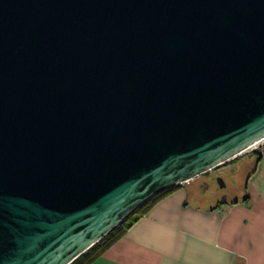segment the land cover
<instances>
[{"label": "water", "instance_id": "1", "mask_svg": "<svg viewBox=\"0 0 264 264\" xmlns=\"http://www.w3.org/2000/svg\"><path fill=\"white\" fill-rule=\"evenodd\" d=\"M262 137L264 0H0V264H70Z\"/></svg>", "mask_w": 264, "mask_h": 264}, {"label": "crops", "instance_id": "2", "mask_svg": "<svg viewBox=\"0 0 264 264\" xmlns=\"http://www.w3.org/2000/svg\"><path fill=\"white\" fill-rule=\"evenodd\" d=\"M247 160L237 198L200 203L196 176L157 200L89 264H264V155Z\"/></svg>", "mask_w": 264, "mask_h": 264}, {"label": "rangeland", "instance_id": "3", "mask_svg": "<svg viewBox=\"0 0 264 264\" xmlns=\"http://www.w3.org/2000/svg\"><path fill=\"white\" fill-rule=\"evenodd\" d=\"M251 156V153L240 155L235 160L211 169L202 175L198 180L201 182L204 197L200 203H215L221 198L230 200L243 194L244 181L250 168L247 159ZM219 179L223 181V186L219 184Z\"/></svg>", "mask_w": 264, "mask_h": 264}, {"label": "trees", "instance_id": "4", "mask_svg": "<svg viewBox=\"0 0 264 264\" xmlns=\"http://www.w3.org/2000/svg\"><path fill=\"white\" fill-rule=\"evenodd\" d=\"M238 157L239 156H237L235 158H238ZM235 158L230 160V161H228V162H231V161L235 160ZM226 163H224V164H226ZM224 164H222V165H224ZM206 173L207 172H205V173H203L201 175H204ZM179 185H181V184H177V185L171 186V187H169V188H167V189L155 194L150 199H148L146 202H144L143 204L138 206L134 211H132L130 214H128L122 222H120L114 228H112L97 243H95L89 249H87L82 254H80L70 264H89L90 262H92L96 257L101 255L107 248H109L113 243H115L119 238H121L122 235L124 234V232L126 231V229L135 220H137L141 215H143L157 200H159L166 193H168L173 188H175V187H177ZM221 202H223V201H221Z\"/></svg>", "mask_w": 264, "mask_h": 264}, {"label": "built area", "instance_id": "5", "mask_svg": "<svg viewBox=\"0 0 264 264\" xmlns=\"http://www.w3.org/2000/svg\"><path fill=\"white\" fill-rule=\"evenodd\" d=\"M251 153L256 155H264V137L254 142L252 145H250L248 148L240 152V155Z\"/></svg>", "mask_w": 264, "mask_h": 264}, {"label": "flooded vegetation", "instance_id": "6", "mask_svg": "<svg viewBox=\"0 0 264 264\" xmlns=\"http://www.w3.org/2000/svg\"><path fill=\"white\" fill-rule=\"evenodd\" d=\"M225 198H221L220 200H224ZM220 200H218V201H220Z\"/></svg>", "mask_w": 264, "mask_h": 264}]
</instances>
